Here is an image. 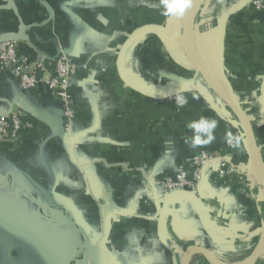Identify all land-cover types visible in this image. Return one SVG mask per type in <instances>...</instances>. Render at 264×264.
<instances>
[{
    "label": "crops",
    "instance_id": "0c3cea01",
    "mask_svg": "<svg viewBox=\"0 0 264 264\" xmlns=\"http://www.w3.org/2000/svg\"><path fill=\"white\" fill-rule=\"evenodd\" d=\"M247 0H203L193 28L195 52L249 118L264 172V12ZM183 19L161 15L159 0H0V39H20L22 60L64 53L78 67L70 133L63 109L40 85L22 90L0 71V114L24 111L31 127L0 139V264H182L190 247L239 264L264 231V191L254 176L243 131L181 50ZM165 29L179 55L140 36L124 61L137 85L163 91L190 83L178 111L128 89L117 58L131 33ZM218 121L215 139L191 148L186 125ZM228 132L240 137L228 144ZM225 151L208 165L201 206L172 199L160 180L189 169L198 151ZM195 194V193H194ZM189 264H209L200 254ZM255 264H264V251Z\"/></svg>",
    "mask_w": 264,
    "mask_h": 264
},
{
    "label": "built area",
    "instance_id": "2783aa9c",
    "mask_svg": "<svg viewBox=\"0 0 264 264\" xmlns=\"http://www.w3.org/2000/svg\"><path fill=\"white\" fill-rule=\"evenodd\" d=\"M246 9L252 12H264V0H247ZM20 39L17 37L0 39V71L9 74L22 90H31L45 86L51 95L57 99L63 109L64 130L70 133L71 122L77 114L72 96L73 82L78 75V67L60 52L53 59L43 58L22 60L18 57ZM184 96V95H178ZM175 96L168 101L174 106ZM24 111H13L7 108L0 114V139L14 141L24 128L31 127ZM229 144V143H228ZM216 163L221 167L226 163V155L221 151H198L190 162L189 169L164 176L160 180L162 192L165 195L176 191L196 193L201 171L204 167ZM85 264H91L90 259Z\"/></svg>",
    "mask_w": 264,
    "mask_h": 264
},
{
    "label": "water",
    "instance_id": "95a60500",
    "mask_svg": "<svg viewBox=\"0 0 264 264\" xmlns=\"http://www.w3.org/2000/svg\"><path fill=\"white\" fill-rule=\"evenodd\" d=\"M203 0H193V6L189 9L183 19L182 24V32H181V50L183 56L187 59L189 65L197 70V72L201 75L204 81L209 85L215 95L225 104V106L229 109L232 115L237 120L238 124L240 125L243 134L245 136L249 160H250V167L251 170L256 177L259 185L264 191V172L260 163L258 147L255 139V135L253 132V128L249 121L248 116L246 115L245 111L242 107L234 101L227 91L225 90L224 86L222 85L221 81L217 78V76L213 73V71L200 59L197 53L194 50L193 46V28L195 24V19L199 8L202 4ZM145 34H153L157 36L164 47L166 48L168 54L173 60L179 59V55L175 49L172 48L171 42L169 37L162 27L156 25H146L134 30L131 35L127 38V40L123 43L117 58V71L122 83L130 90L143 95L145 97L151 98L156 101H165L169 100L178 95H184L191 89L190 83H184L181 85H177L174 87H170L169 89L163 91H157L149 88H144L136 83H134L125 73L124 70V61L127 55L128 50L130 49L131 45L142 35ZM207 167H204L201 171V176L199 183L197 185L196 193H190L187 191H176L166 195L163 209H162V218L160 222V229H163L164 225V218L165 213L167 210L168 203L177 197H182L186 199L192 200L196 206H201L200 197H198L203 189V185L205 183V172ZM264 251V231L248 257L243 260L239 264H255L261 253ZM198 253L202 255L209 264H224L215 258L207 249L202 247H190L184 257L182 264H189V257L191 254Z\"/></svg>",
    "mask_w": 264,
    "mask_h": 264
},
{
    "label": "clouds",
    "instance_id": "9594fccd",
    "mask_svg": "<svg viewBox=\"0 0 264 264\" xmlns=\"http://www.w3.org/2000/svg\"><path fill=\"white\" fill-rule=\"evenodd\" d=\"M159 4L162 16L182 19L186 12L192 8L193 0H159ZM176 103L179 107H184L188 103V100L184 96H178ZM186 127L191 130L192 136L186 137L184 143L195 149L206 146L214 141V133L218 127V121L201 116L198 120L190 121ZM225 138L229 144L239 146L240 137L238 135L228 132Z\"/></svg>",
    "mask_w": 264,
    "mask_h": 264
},
{
    "label": "trees",
    "instance_id": "16d2710c",
    "mask_svg": "<svg viewBox=\"0 0 264 264\" xmlns=\"http://www.w3.org/2000/svg\"><path fill=\"white\" fill-rule=\"evenodd\" d=\"M175 109H177L178 111H182V110L185 109V106H184V107H176V106H175ZM27 120L30 121V117H29V115L27 116ZM222 153L225 155L226 152L223 150Z\"/></svg>",
    "mask_w": 264,
    "mask_h": 264
},
{
    "label": "bare ground",
    "instance_id": "6f19581e",
    "mask_svg": "<svg viewBox=\"0 0 264 264\" xmlns=\"http://www.w3.org/2000/svg\"><path fill=\"white\" fill-rule=\"evenodd\" d=\"M193 46H194V44H193ZM194 50H195V47H194Z\"/></svg>",
    "mask_w": 264,
    "mask_h": 264
}]
</instances>
